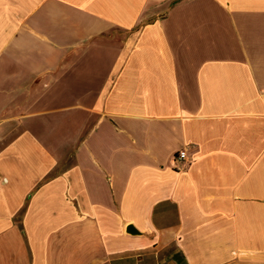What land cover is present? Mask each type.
Returning <instances> with one entry per match:
<instances>
[{
    "label": "crops",
    "instance_id": "obj_1",
    "mask_svg": "<svg viewBox=\"0 0 264 264\" xmlns=\"http://www.w3.org/2000/svg\"><path fill=\"white\" fill-rule=\"evenodd\" d=\"M0 264H264V0H0Z\"/></svg>",
    "mask_w": 264,
    "mask_h": 264
},
{
    "label": "built area",
    "instance_id": "obj_2",
    "mask_svg": "<svg viewBox=\"0 0 264 264\" xmlns=\"http://www.w3.org/2000/svg\"><path fill=\"white\" fill-rule=\"evenodd\" d=\"M185 151L183 150V151H179L177 154H176V156H175V161L177 162V163H185ZM177 170H180V168H176Z\"/></svg>",
    "mask_w": 264,
    "mask_h": 264
}]
</instances>
